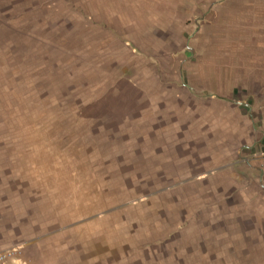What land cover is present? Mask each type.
<instances>
[{
    "label": "rangeland",
    "instance_id": "obj_1",
    "mask_svg": "<svg viewBox=\"0 0 264 264\" xmlns=\"http://www.w3.org/2000/svg\"><path fill=\"white\" fill-rule=\"evenodd\" d=\"M137 5L0 0L2 233L20 264H264V0ZM180 18L193 62L146 61L180 59ZM162 92L193 130H137Z\"/></svg>",
    "mask_w": 264,
    "mask_h": 264
},
{
    "label": "crops",
    "instance_id": "obj_2",
    "mask_svg": "<svg viewBox=\"0 0 264 264\" xmlns=\"http://www.w3.org/2000/svg\"><path fill=\"white\" fill-rule=\"evenodd\" d=\"M121 1L136 2L138 4L136 8H135V6L133 7V11L136 9V11H134L136 13H133V11H132L131 13H129V15L126 16L127 19H132L133 17L139 18L142 20L147 19V20L151 21L150 24L156 25V26H158V25L164 26L165 25L163 23L164 19H161L159 17H157V19H155V18H156V15H158L157 13H159V14L169 13V11H166V9H168L166 7V4H169L172 2L173 3L188 2L190 4V11H187L188 17L193 16V0H121ZM157 2H158V6L150 5V4H157ZM177 12L182 13L185 11L180 12L176 7V14H177ZM178 18L176 16H174V17L172 16L170 18V20H172L171 22H174L175 20L177 21ZM160 20L162 21V23ZM185 20H187V18L186 19L180 18L181 22H179V26L177 28H175L176 30L173 28L168 32V34L180 36V42H179L180 43V51H181L180 59L166 60V59H161V58H158V59L157 58H146L145 59L146 61H148V62H193V56L187 57V55H191L193 53V26H189V27L186 26ZM166 24H168V22ZM144 33H145V31H144ZM146 33H148V32H146ZM156 33L164 35V34H166V30L161 29V30H158ZM149 41H150V43H148L147 46H145L143 48L148 52V54H155L157 48L155 46L156 45L155 39L153 38L152 35H151V38L149 39ZM141 43L143 45H146L145 42H143V41H141ZM139 44H138L137 40L135 42L134 41L131 42V45L133 46V47L131 46V50L133 51L132 52L133 54H135V50H140ZM164 50H167V49H164ZM182 51H184V54H182ZM174 94L182 95V96H177V99L181 100V102H180L181 106H175L177 103H174L175 105L171 106V109H173V111H175L174 108L183 107L184 111L182 109H180L176 113H174L173 115H171V113H169L170 116H166V110H167V108H170V105H167V103L165 101V99L167 98L166 94H164L163 92L159 93L158 98L159 99L161 98V102L158 103V107H156V108L152 107L151 109H149L148 112L143 113V115L137 114L136 116H139L140 118L134 117V115H131V118H130L131 122L133 124H137V130H145V127H147L145 125H147V124L149 126V127H147L148 129H151V128L154 129L155 128L154 125H156V124L160 125V124H164V123L167 124V122L172 123V124L177 125V126L183 124L181 126H187V128L189 130H193V99H196L193 97V92H191V93H189V92H174ZM160 95H161V97H160ZM149 98H151V97L149 96ZM184 98L190 99L191 101L187 103L186 101H184ZM159 105H161V106H159ZM186 115L188 117H186ZM172 117H173V119H172ZM184 124H187V125H184ZM2 232H3V230H2V228H0V251H5L8 249H13V248H21L22 249V245L17 242V240H19V239L16 238L15 235L5 237V235H3ZM4 237H5V239H2Z\"/></svg>",
    "mask_w": 264,
    "mask_h": 264
},
{
    "label": "built area",
    "instance_id": "obj_3",
    "mask_svg": "<svg viewBox=\"0 0 264 264\" xmlns=\"http://www.w3.org/2000/svg\"><path fill=\"white\" fill-rule=\"evenodd\" d=\"M21 254V248L0 251V264H20Z\"/></svg>",
    "mask_w": 264,
    "mask_h": 264
}]
</instances>
